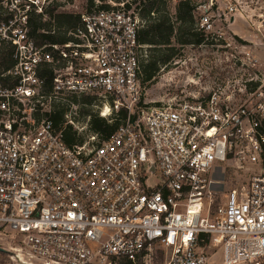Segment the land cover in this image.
I'll use <instances>...</instances> for the list:
<instances>
[{"label":"built area","instance_id":"built-area-1","mask_svg":"<svg viewBox=\"0 0 264 264\" xmlns=\"http://www.w3.org/2000/svg\"><path fill=\"white\" fill-rule=\"evenodd\" d=\"M92 2L0 1L1 248L26 264H153L158 252L164 264H264V73L251 76L254 50L230 29L263 36L264 0L197 3L203 44L229 48L247 72L238 86L191 80L160 103L143 95L173 59L143 83L138 9ZM54 6L80 23L67 42L38 45L30 19L53 23ZM81 98L119 125L69 145ZM226 171L233 186L211 211Z\"/></svg>","mask_w":264,"mask_h":264},{"label":"trees","instance_id":"trees-1","mask_svg":"<svg viewBox=\"0 0 264 264\" xmlns=\"http://www.w3.org/2000/svg\"><path fill=\"white\" fill-rule=\"evenodd\" d=\"M99 1L102 3L107 1L116 3L129 1L131 6L136 4L134 0ZM147 2L145 9H143L144 6L141 3L136 4L134 7L138 9L139 18L144 21L143 27L138 31V42L148 46V58L141 67L143 83H150L161 66L167 65L172 59L177 57L179 49L176 48L175 44L179 46L200 45L205 41L203 34L195 29L196 20L193 11L196 5L191 0L179 1L176 6V21L174 22L169 20V16L166 14L164 16L158 15L159 10L155 8L156 0H147ZM92 3V0H89L91 6ZM107 7L104 4L99 6L101 9ZM55 9L56 6L47 12V16L53 23L42 22L39 16L34 15L30 19L29 35L35 39L38 45L44 42L60 44L67 42V32L77 27L80 23L79 16L56 12ZM1 14L2 7L0 6V19ZM73 102L80 104L79 109L82 110L81 113L86 118H89L87 123L89 132L97 133L104 139L109 137L117 129L119 125L118 121L108 123L90 109L92 99L81 98L79 101L74 99ZM60 113L62 114V110H60ZM53 120L55 125H58L61 120L60 114L54 115ZM64 139L69 145L83 141L82 137L80 135L77 136L76 131H73L71 126L65 129Z\"/></svg>","mask_w":264,"mask_h":264},{"label":"rangeland","instance_id":"rangeland-1","mask_svg":"<svg viewBox=\"0 0 264 264\" xmlns=\"http://www.w3.org/2000/svg\"><path fill=\"white\" fill-rule=\"evenodd\" d=\"M56 1V0H55ZM61 3L66 0H58ZM84 0H76V4L82 5ZM136 4L141 3L145 6L147 5V0H134ZM144 1V2H143ZM153 1V0H151ZM181 0H156L155 8L159 10L158 15L164 16V14L169 16V20L172 22L176 21V6ZM209 0H191L195 5L197 3H201L204 5L208 3ZM136 4H133L135 7ZM230 29L238 31L239 36H232L239 43H245L246 45L251 46L252 50L258 51V55L255 54L257 59L256 68L250 70L251 76L254 79L258 78L260 74L264 73V35L255 34L249 31L244 24L237 23ZM230 35H232L230 33ZM229 37V34L225 36ZM252 38L258 42L256 46H252L251 40L248 38ZM208 43V42H207ZM209 43L213 44H203L201 46H179L175 44L176 48L179 49L177 52V57L172 60L169 64L168 69L163 73H159L155 80H153L150 84H147L145 95H143V99L145 101H156L158 103L162 101H166V99L171 97L172 93L176 90L182 89L185 83L195 80L198 82L201 81L202 85H210L215 78L227 83L229 87L238 86V78H234L237 76H242L246 74L247 69L241 68L239 65H235L230 57V53L234 54L229 48H223L219 46L214 41L209 39ZM174 63H177L176 65ZM169 70V74L166 72ZM88 109V108H85ZM89 110V109H88ZM93 112L96 109H92ZM82 110L78 108L77 115L75 116V121L78 124H75V128L80 129L82 131L81 137L84 138L85 135L89 133V127L86 125L87 118L82 113ZM73 126H71L72 130L75 131ZM215 181H220L218 185H212L211 190L213 193V202L211 204V211H213L223 200V196L227 193V191L233 186L230 185V182L234 178V176L226 171L223 174L215 175ZM0 247L6 248V245H3L0 242ZM214 262H219V258L217 256L212 257ZM164 257L159 255L158 259L153 262V264H164ZM0 264H20L19 262L12 261L10 254L0 253Z\"/></svg>","mask_w":264,"mask_h":264},{"label":"crops","instance_id":"crops-1","mask_svg":"<svg viewBox=\"0 0 264 264\" xmlns=\"http://www.w3.org/2000/svg\"><path fill=\"white\" fill-rule=\"evenodd\" d=\"M249 40H251V42H253L255 45H257L258 44V42L256 41V40H254V39H252L251 37L250 38H248ZM254 54H257L258 55V51H254Z\"/></svg>","mask_w":264,"mask_h":264},{"label":"water","instance_id":"water-1","mask_svg":"<svg viewBox=\"0 0 264 264\" xmlns=\"http://www.w3.org/2000/svg\"><path fill=\"white\" fill-rule=\"evenodd\" d=\"M0 253H5V250L0 247Z\"/></svg>","mask_w":264,"mask_h":264},{"label":"bare ground","instance_id":"bare-ground-1","mask_svg":"<svg viewBox=\"0 0 264 264\" xmlns=\"http://www.w3.org/2000/svg\"><path fill=\"white\" fill-rule=\"evenodd\" d=\"M16 262H19V261L17 260ZM19 263H20V264H26L25 262H22V263H21V262H19Z\"/></svg>","mask_w":264,"mask_h":264}]
</instances>
